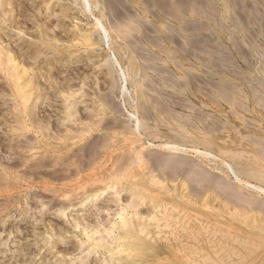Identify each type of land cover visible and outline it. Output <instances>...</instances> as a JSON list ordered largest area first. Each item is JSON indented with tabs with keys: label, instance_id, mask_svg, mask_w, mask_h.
Masks as SVG:
<instances>
[{
	"label": "rangeland",
	"instance_id": "rangeland-1",
	"mask_svg": "<svg viewBox=\"0 0 264 264\" xmlns=\"http://www.w3.org/2000/svg\"><path fill=\"white\" fill-rule=\"evenodd\" d=\"M0 264H264V0H0Z\"/></svg>",
	"mask_w": 264,
	"mask_h": 264
},
{
	"label": "bare ground",
	"instance_id": "bare-ground-1",
	"mask_svg": "<svg viewBox=\"0 0 264 264\" xmlns=\"http://www.w3.org/2000/svg\"><path fill=\"white\" fill-rule=\"evenodd\" d=\"M172 144V143H171ZM167 145V144H166ZM174 147V146H173ZM180 148V147H179ZM176 149H178V147L176 148Z\"/></svg>",
	"mask_w": 264,
	"mask_h": 264
}]
</instances>
